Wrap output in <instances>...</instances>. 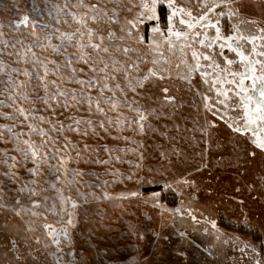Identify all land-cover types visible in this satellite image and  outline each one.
I'll use <instances>...</instances> for the list:
<instances>
[{
  "label": "rangeland",
  "instance_id": "374dc122",
  "mask_svg": "<svg viewBox=\"0 0 264 264\" xmlns=\"http://www.w3.org/2000/svg\"><path fill=\"white\" fill-rule=\"evenodd\" d=\"M77 3L78 0H0V24L4 25L0 31L4 32L3 39L9 41L8 47L0 43V62L5 66L0 71V101H3L0 114H15L14 107L17 105L36 108L39 109L36 115H43L56 125L53 130L51 124L35 122L47 132V136L42 137L34 132L29 136L27 126H20L22 118L13 121L0 115V126L15 125L13 132L24 133L20 140L31 139L36 145L46 141L40 151L46 154L47 160L40 175L33 177L26 170L34 166L31 160L24 162L20 153L15 151L16 140L0 127V132L4 133L0 138V153L7 151L9 156L17 157L19 163L14 171L21 177L20 183H13L0 175L3 182L0 184L3 189L0 203L6 205L0 208V264H255L257 259L264 264V151L251 143L254 139L251 131L235 132L228 126L234 120L237 126L243 125L240 119L242 105L235 95V85L219 83L220 79L227 81L232 77L220 69L208 67L210 62L204 60L200 61L202 67L198 71L189 73L188 68L180 64V54L173 56L164 45L160 49L164 52L163 58L149 52L147 45L151 43V29L155 22L146 21L139 25L140 34L145 37L144 44H133L130 40L113 42L137 49L129 53L131 60L128 63L138 61V58L147 61L140 62V71L134 72L135 76L142 77L149 68L155 67L157 71L167 69L161 72L165 79L151 78L145 82L144 88L137 89L139 94L125 88L129 103L136 101L134 107L146 110L145 115L152 113L148 115L143 132L139 131L136 123L123 122V117H127L128 121L135 119L136 113L123 103L125 97L119 91L116 97L122 103L118 110L107 112V118L113 120V124H105L107 133L97 123L107 118L96 113L94 108L89 114L86 105L79 111L75 108L65 110L53 102L55 112L45 110L46 106L38 101L32 105L17 98L16 105H13L9 97L16 96L18 92L27 93L31 100H36L37 95H44L43 89L36 87V72L39 70L42 73V68L25 63L16 55L22 50V45L16 41L23 40L24 45H28L34 37L23 26L17 31L14 22L26 14L39 24L49 25L43 31L37 28L41 40L45 32L51 34L55 28L61 32H73L78 25L73 22L70 13L86 11L75 7ZM84 3H96L105 8L109 15L115 10L118 24L109 26L101 23L93 27H99L104 34L111 28L117 36L123 35L120 28L124 26L125 19H132L139 11L134 7L139 0H84ZM176 4L192 10L193 15L200 12L197 0H176ZM55 6L64 9L58 17ZM233 7L239 10V16L221 18L224 34H234L231 27L234 22L251 20L256 23L240 24L241 31L246 36L259 37L258 28H264V0H237ZM129 8L132 11H128ZM170 11L166 3L158 7L161 29H166V17ZM49 12L52 14L49 15ZM57 19L61 22L57 23ZM178 19L175 21L177 27L187 31L185 26L179 25ZM65 20L67 24L63 23ZM203 31L214 35V29ZM52 43H60L55 35ZM242 43L243 50L251 53L252 44L247 41ZM262 43L264 41L256 40L258 52L264 51L260 47ZM12 44H16V47H11ZM194 47L205 53L219 51L218 47L213 50L200 48L199 45ZM33 51L41 59L48 57L61 63L65 55L73 54L74 66L84 67L75 64L76 49L71 46L62 55L52 54L51 49L34 48ZM88 51L91 52L90 49ZM186 52L189 65H194L191 49H186ZM154 55L160 60L157 65L151 63ZM225 55L236 63L227 65L223 57L216 56L221 69L243 71L235 53L225 49ZM117 58L122 62L127 59L122 54H117ZM252 58L264 59L255 54H252ZM164 60H168V63H164ZM49 67L53 68L52 65ZM13 68L21 69V72H12ZM25 68L33 74L30 81L22 74ZM200 72H206L207 76L202 77ZM60 73H65V69L61 68ZM89 75L86 71L81 78L87 79ZM185 76L189 79H184ZM48 79H56V76L50 74ZM117 80L122 85L126 84L120 74ZM214 80L217 81L215 85ZM22 82L24 86L17 88L16 85ZM165 87L168 88L167 96L174 97L171 103L164 98L162 89ZM61 88L79 90L80 86L65 83L61 84ZM218 90L228 93L225 101L227 107L218 102L225 99L224 96H217ZM50 91L55 89L50 88ZM204 97H208V100L205 101ZM205 103L212 105L211 111L205 108ZM102 105L107 111L108 105L103 102ZM70 117L91 120L93 123L81 124L80 131H73L69 125L73 129L76 125ZM117 119L121 120L119 125L115 123ZM105 146L111 150V164L97 163L110 157L109 151L104 150ZM116 156L120 157V162L114 159ZM61 158L68 161L63 167ZM8 162L11 163L10 160ZM137 164H140V168L135 167ZM65 167L69 170L66 176ZM8 170L6 164L0 163V173ZM77 171L82 175L76 176ZM128 176H132V179H127ZM73 178L76 182L69 183ZM32 179L38 181L35 187L46 189L41 196L33 199L42 201L43 197H49V208L53 201L58 209L60 206L53 184L79 205L74 210V227L69 228L71 242L59 235V249L52 243V237L43 225L48 223L60 229L64 226L60 216L46 211L44 207L38 208L36 210L42 213L41 217H24L25 220L36 221L33 225L36 231L28 232L24 221L11 210L18 195L23 203L29 205L27 195L18 194L16 189L24 181ZM183 180L188 183H178ZM131 192H138L139 195L118 198L121 193ZM105 193L111 198H105ZM44 216H47V220H44ZM212 222H215L219 233L212 227ZM217 235H220V239L216 238ZM36 237L40 238L39 244ZM244 243L254 246L256 252L247 249L246 254L242 253L240 249Z\"/></svg>",
  "mask_w": 264,
  "mask_h": 264
},
{
  "label": "snow or ice",
  "instance_id": "6c2138e0",
  "mask_svg": "<svg viewBox=\"0 0 264 264\" xmlns=\"http://www.w3.org/2000/svg\"><path fill=\"white\" fill-rule=\"evenodd\" d=\"M237 0H197V4L200 5V12L198 15H193L192 10L179 7L176 4V0H139V4L134 5L138 8L139 11L135 17L132 19H125L124 26L120 28V32L123 35L117 36L116 32L111 30L107 31L104 34L103 30L99 27H93V25H100L101 23L105 25L118 24L119 20L117 19V13L113 10V14L109 15L108 11L100 7L98 4H85L84 0H78V3L75 5L77 8H84L86 11L77 13H70L72 16L73 22L78 25L73 32H61L59 28H55L53 33L49 34L44 33L43 40H41L40 35L37 33V28L39 27L41 31L48 28L47 24H39L35 20H31L28 15H23L19 20L14 22L15 29L20 30L21 26L29 29V35L34 37V40L31 44L24 45L23 40H17L16 43L22 45V50L17 52L16 55L19 57V60H23L25 63H32L33 65H39L42 68V73L37 70L36 80L38 81L36 87L42 88L44 95H37L36 100H31L27 93L18 92L16 96H10L9 99L13 100V105H16L17 98L22 99L28 104L34 105L35 103L40 102L46 106L47 111L55 112L56 109L52 106L53 102L57 107H61L65 110H70L75 108L79 111L82 107L86 105L87 111L89 114L93 112V108L96 113H99L107 118L108 111H116L121 106V101L116 97V92H121L125 99L123 101L129 107L130 111L136 113V118L132 121H128L127 117H123V122L127 123H136L138 125L139 131H144L145 122L148 120V115H151V112H148V115H145L146 110H142L141 107H134L136 101L129 103L127 101V93L125 88L130 90L133 93H137V89L144 88L145 82L149 81L153 77H157L161 80L165 77L161 74L162 71H167V69H157L149 68L145 75L135 76L134 72H139L140 62H147L138 58V61H133L128 63V60H131L129 53L137 51L136 48L131 46H120L113 43L116 40L121 42L125 40H130L133 44H144L145 37L140 34L139 25L144 24L146 21L155 22L151 31L153 37L151 43L147 45L149 52L157 54L159 57H164V52L161 51V45L166 46V50L170 52L173 56L177 53L180 54V64L185 65L188 68L189 73L198 71L202 65L201 60L209 61L208 67H213L214 69H220L221 72H227L232 79L227 81L220 79L219 83L223 85L225 82L228 84L235 85L236 92L235 95L239 97V103L242 105V116L240 119L243 120L242 126H237L235 120L233 123H230L228 126L232 128L235 132H243L245 130L251 131L254 139L251 143L258 149L264 151V59H253L252 54H255L259 57H264V51H257L256 40L259 39L264 41V28H258L260 36L249 35L246 36L240 28V24L250 23L255 24V21H244L239 20L232 24V31L234 34L225 35L222 31L221 18L227 16L228 19L238 18L239 10L234 8L233 5ZM167 4V8L170 9V14L167 15V26L166 29H161L159 21L161 16L158 14V7H163L164 4ZM67 4H65V8ZM57 17L60 15L64 9L55 6ZM226 9V11H217V9ZM128 11H132L131 8ZM52 13L49 12V15ZM177 17L179 25L185 26L187 31L182 30L177 27L176 20ZM57 19V23H60ZM67 24L68 21H63ZM4 27L3 24H0V29ZM196 29H200L197 31ZM204 29H214V35H209L208 31H203ZM58 33V35H56ZM55 35V38L60 41L59 44L52 43V38ZM4 32L0 31V43H3L5 47L9 46V41L4 40ZM202 37V38H200ZM242 41H247L252 44L251 53H246L243 50ZM195 45H199L200 48L213 50L214 48L219 49L218 52L209 51L208 53L197 51ZM71 46L76 49L75 53V64H82L84 67L77 68L74 66L72 59L73 54L65 55L63 63L44 57L41 59L35 51L34 48H40L41 50L51 49L52 54L62 55L67 53L68 47ZM11 47L15 48L16 44H12ZM261 48H264V43L260 45ZM91 50L89 52L88 50ZM186 49H191V59L195 61L194 65H189L187 60ZM225 49L235 53L239 58V62L243 67V71L235 72L229 71L227 68L221 69L220 64L216 61V56L223 57L227 65H232L236 63L235 60L229 59L225 55ZM92 53H95L93 55ZM29 54L31 59L29 60ZM117 54H122L127 59L121 61L117 58ZM11 55V53H9ZM18 60V62H19ZM151 63L157 65L160 63V60L154 55ZM164 63H168V60H164ZM180 64H177V67H180ZM49 65H52L53 68H50ZM257 65L259 66L257 68ZM4 65L0 62V71L4 69ZM65 69V73H60V69ZM90 73L87 79H82L81 76L85 72ZM12 72H21V69L13 68ZM22 74L29 79H32V72L27 68L22 70ZM56 76V79H48L49 75ZM120 74L123 76V79L126 81L125 85H122L117 80V75ZM202 77L207 76L206 72H200ZM184 79H189L188 76L183 77ZM11 80V77H10ZM59 81V83L57 82ZM246 81L248 83H246ZM114 82V83H113ZM190 82V80H189ZM207 82V81H206ZM75 84L79 85V90L73 89H62L61 84ZM217 81H213L215 85ZM23 82L20 85H16L17 88L23 87ZM50 88L55 89V91H50ZM93 91L96 95L93 96ZM111 93V95H106L105 93ZM162 92L165 94V100L171 103L174 100V97L167 96L168 88H163ZM217 96H224V100H218L219 103L225 104V101L228 99V93L223 91H217ZM205 101L208 100V97H204ZM107 104V111L102 105ZM0 105H3V101H0ZM227 107V104H225ZM205 108L209 111L212 109V105L205 103ZM39 109L28 108L24 106H15V114L2 113L8 120H17L20 119V126H27L30 130L28 133L29 136L34 132L42 137L47 136V132L39 127L38 123H48L52 125L53 130H55L56 125L52 121L43 116L36 115ZM215 115V113H213ZM122 116V114H121ZM222 118V117H221ZM76 125V128H72L69 125V128L73 131H80V125H91L93 122L86 119H77L76 117H70ZM31 121V122H30ZM27 122V123H26ZM57 123H60L57 121ZM99 127L105 132H108V128L105 124H113L111 118L101 120L97 122ZM116 125L121 123L120 119L116 120ZM61 128L63 125H60ZM7 130L13 138L16 140L15 151L20 153L23 157L24 162L31 160L34 165L31 168H27V172L33 177L40 175V170L44 163L47 162L46 154L41 153L40 149L43 148L46 144V141H43L40 145H36L31 139L20 140V136L24 135L22 132H13V127L15 125H3L0 126ZM94 130V129H93ZM85 135L87 132L84 133ZM4 133L0 132V138H3ZM117 139L119 137H113ZM125 139H127L125 137ZM25 145L26 147H21ZM87 147V146H85ZM58 150V149H57ZM105 151H109L110 157L106 160H98L97 163L102 164H111L113 158L111 157V150L105 146ZM254 154V153H253ZM0 163L6 164L9 169L6 172L0 173L7 179L13 181V183H20L21 177L18 175L17 171L14 169L17 168L16 156H9L7 151L0 153ZM117 162H120V157L116 156L114 158ZM141 159L143 156L141 154ZM11 161L9 163L8 161ZM68 161L61 158V167H63ZM130 163V162H129ZM51 167V166H50ZM136 168H140V164L135 165ZM59 171V169H57ZM68 169L64 168V175L68 174ZM114 175L116 173H113ZM76 176L82 175L80 172L75 173ZM59 179V177H58ZM127 179H132V176H128ZM75 179L69 181V183H75ZM187 184V180L178 181ZM3 182L0 181V184ZM38 181L36 179L24 181L20 184V187L16 189L18 194H26L29 200V205H26L22 202L20 196L18 195L15 205L11 207L14 215L19 217L27 225L28 232H35L36 228L33 226L35 220L28 219L25 220V216L39 218L42 216L41 212H38L36 209L44 207L46 211H51L56 215L61 217L63 227L60 229L54 228L51 224L45 223L43 225L47 234L52 237V243H54L59 249L60 239L59 235H63L65 238L69 239V228L74 227V217L75 209L78 208V203L76 200L72 199L71 196H65L64 192L60 188H56V185L53 184L52 187L56 189L57 199L60 202L59 209L55 201L51 204L50 208L47 205L49 197H43V200H36L33 197L41 196L43 191L46 189H38L35 187ZM151 183V181H149ZM3 189L0 187V193ZM77 191H79L77 189ZM105 198H111L108 196V193H105ZM127 195L138 196V192H131L129 194L121 193L118 198H126ZM158 195V194H157ZM70 205V208L68 207ZM159 206V205H154ZM6 207L5 204L0 203V208ZM176 211H179L177 209ZM44 220H47V216L43 217ZM195 219V217H193ZM212 227L216 229L219 233V229L216 228L215 222H212ZM183 235V234H182ZM217 239H220V235H217ZM238 239V238H237ZM228 243L227 240L224 241ZM15 244V242H13ZM36 243H40V238L36 237ZM45 247H48L45 244ZM251 249L252 252H256V248L248 243H244L243 247L240 249L242 253L246 254V250ZM17 260L20 259L19 256L16 257ZM255 264H262L261 260L257 259Z\"/></svg>",
  "mask_w": 264,
  "mask_h": 264
}]
</instances>
